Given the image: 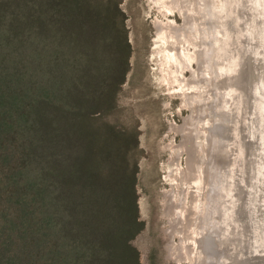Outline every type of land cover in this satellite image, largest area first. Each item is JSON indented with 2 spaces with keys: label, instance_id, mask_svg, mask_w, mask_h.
Here are the masks:
<instances>
[{
  "label": "trees",
  "instance_id": "trees-1",
  "mask_svg": "<svg viewBox=\"0 0 264 264\" xmlns=\"http://www.w3.org/2000/svg\"><path fill=\"white\" fill-rule=\"evenodd\" d=\"M119 0H0V264H137ZM137 152V153H136Z\"/></svg>",
  "mask_w": 264,
  "mask_h": 264
},
{
  "label": "rangeland",
  "instance_id": "rangeland-1",
  "mask_svg": "<svg viewBox=\"0 0 264 264\" xmlns=\"http://www.w3.org/2000/svg\"><path fill=\"white\" fill-rule=\"evenodd\" d=\"M233 1L119 0L118 7L123 16L122 24L126 31L130 55L124 80L115 91L114 108L102 119L115 128H132L137 137L135 150L139 151V154L135 195L137 221L142 224V229L130 241V246L138 255L137 264H209L208 256L199 246V239L207 235V229L215 226V221L223 218L224 222L228 223L222 225L224 230L218 229L219 235L223 234L220 237L231 233L232 238L243 240L242 246L246 248H242L243 252L241 255L238 253L236 259L251 255L256 258L253 264H264V172L261 174L262 183H257L254 178L258 162L256 159L251 169L252 178L245 181L243 190V199L251 212L247 214L248 207L243 206L244 203H234L241 189L240 186L237 188L238 183L235 181H238V177L241 179L242 175L239 165L236 166L235 163L240 159L237 135L244 136L246 148L249 147L252 124L248 122L251 120L248 111H244L247 116L244 117L245 121L235 113L239 99L238 96L232 97L231 83H228L227 95L228 107L232 113V127H227L226 134V140L230 141L231 145L226 144V149H223L226 145L215 146V142L211 141L210 130L207 131L211 120L208 116L211 111L209 108L215 107L217 103V100L214 101L211 97L218 89L214 84H217L220 78H225L227 73H223L219 78L209 79V72H206V60L201 55L206 47L202 49L200 45L206 43L202 35L209 36L206 33L207 24L212 22L213 17L204 19L205 13L202 9L210 7L218 11L222 14L221 21L228 26L237 21L233 16L240 17L241 24L235 25L229 32L232 33V47L227 44L228 53L232 50L235 56V59H232V56L230 58L232 68H238L236 64L238 54L242 51L241 43L249 38V32L252 30L247 10L253 0H235L240 1L237 3L239 10ZM254 28L255 25L253 30ZM228 29L224 30L228 32ZM222 32L213 30L212 34L217 33L216 37L219 39ZM263 33L264 31L262 42L259 34L257 35L256 52L260 50L259 44L263 43L264 47ZM157 34L159 41L156 43L159 44L154 45ZM227 55L225 60L223 59L224 67ZM246 98H249V102V91ZM247 105L249 106V103ZM262 106L260 104L259 107ZM237 108H240L239 105ZM243 128L245 133L241 135L239 131ZM262 159L264 160L263 157ZM223 165L227 167L225 172L222 170V179H225L219 186L223 198L219 187L216 196L221 195L217 198L225 200L227 211L224 209L223 213H219L221 208L218 202L221 200H214L210 186L212 180L220 176L218 174H221L220 167ZM225 180L228 182L225 183ZM222 185L224 188H221ZM258 185L263 189V194L256 196L259 193L256 189ZM228 194L232 195V209L229 199L226 203ZM257 207L262 209L263 222L254 213ZM245 212L249 215L252 226L246 228L240 222H232L237 213H243L245 216ZM227 254L229 256L228 250L225 251V256ZM218 260L222 261L221 257ZM231 262L226 260L225 264Z\"/></svg>",
  "mask_w": 264,
  "mask_h": 264
},
{
  "label": "water",
  "instance_id": "water-1",
  "mask_svg": "<svg viewBox=\"0 0 264 264\" xmlns=\"http://www.w3.org/2000/svg\"><path fill=\"white\" fill-rule=\"evenodd\" d=\"M234 4L239 3L240 1H233ZM261 3V4H260ZM236 9L239 10V6L238 4L236 5ZM243 8V7H242ZM241 9V8H240ZM230 10V9H229ZM231 11V10H230ZM251 11L255 12V16H254V21H250V25H255L254 30H250L249 32V38H246L243 43H241V47H242V51L239 52L237 60H238V64H236L238 66V68H232V61H230V58L232 56V59H235V56H233V52L232 50L230 51L231 53L229 55H227V59H226V66H222L221 69L223 70V73H227L225 78H220L217 82V86L219 89H223V90H227L229 91V85L228 83H231V92H232V97H237L238 96V101L239 104L237 103V105L235 106L236 112L238 115H240L241 119H244V117H247L244 111H248L250 114V121H248L249 123L252 124V128H250V133H251V137L250 139H248L249 142V147L246 148V142L244 140V136L240 137V135H237V141H238V151H239V156L240 159L238 160V162L236 163V166L239 165L240 167V172L242 173V175H240L241 179L238 177V181H235L238 183V186H240L241 189H239L238 191V195H236L234 203L237 202L240 205H243L242 203H244L243 206H247V203H245V200L243 199L245 194L243 191L244 190V184L245 181H249V179H251V175H252V167L254 166V162L255 159L258 161L257 162V168L254 170V178L257 180V183L261 184V174H263L264 172V160L262 159V157L264 158V47H263V43L259 44V51H257L256 48V41H258L257 39V35L259 34L260 36V42H262L263 39V35L262 32L264 31V0H253L251 2V6L249 7V9L247 10V14ZM258 12V13H257ZM232 15V12H230ZM259 14V15H258ZM257 15V16H256ZM234 19L237 18V21H233L231 26H228L227 24H225L224 26H222V29L225 28H229L228 32L226 30H224L221 35V39L219 37V40H221V42H223L226 46V48H228L227 44L229 46L232 47V33H229L232 29V27H234L235 25L241 24L240 23V17H236L233 16ZM258 17V19H257ZM250 18V15H249ZM232 19V16H231ZM229 33V34H228ZM264 34V33H263ZM258 36V37H259ZM157 40L154 39L153 43L154 45L156 44ZM259 42V43H260ZM155 48V46H154ZM153 48V49H154ZM229 49V48H228ZM232 49V48H231ZM237 51V50H236ZM227 53V52H226ZM225 60V59H224ZM228 61H230V65L228 64ZM228 65V67H227ZM231 80V81H230ZM247 91H249V96H250V100L248 102L249 98L247 97ZM233 97V98H234ZM233 101V99H232ZM249 103V106L247 105ZM260 104H262V108H260ZM234 105V104H233ZM239 105L240 108H237V106ZM248 106V107H247ZM235 111V110H233ZM243 117H242V116ZM245 121V119H244ZM247 121V120H246ZM254 121V123H252ZM245 123V122H244ZM250 124V125H251ZM262 132V134H261ZM239 133L241 135H244L245 133V128H243V130L241 129L239 131ZM231 139V137H230ZM230 141H228L226 144H229ZM262 153V154H260ZM264 175V174H263ZM240 179V180H239ZM255 180V181H256ZM226 181V180H225ZM258 185L257 186V190L259 191V193H257L256 196H258V194H263V189ZM254 193V192H253ZM249 196V195H248ZM261 198V197H259ZM229 200H231L232 202V195H229V198H227L226 202ZM251 211L249 210L248 207V212L247 214H249ZM253 212V210H252ZM255 214H257L259 217L258 219L262 221L261 218V214H262V209L261 207H257L256 211H254ZM245 212V216L242 215H237L235 216V219L232 218V222L233 221H237L238 223H242V226H245L246 228H248L249 226H252L251 223L249 221V215H247ZM263 215V214H262ZM263 222V221H262ZM261 222V225H262ZM241 226V227H242ZM231 235V233H230ZM235 235V234H234ZM243 237V236H241ZM231 241L232 243L242 246L243 245V240H238V237L236 239L232 238L231 235ZM234 239V240H233ZM245 248V246H242V248ZM246 249V248H245ZM245 254V252H244ZM243 254V256H244ZM226 260H230L232 261V258L230 256H225L222 260V263L220 264H225ZM243 261V262H242ZM256 261V258L253 256H249L247 255L246 258L241 257L240 259H236L234 263L231 262V264H253V262Z\"/></svg>",
  "mask_w": 264,
  "mask_h": 264
},
{
  "label": "bare ground",
  "instance_id": "bare-ground-1",
  "mask_svg": "<svg viewBox=\"0 0 264 264\" xmlns=\"http://www.w3.org/2000/svg\"><path fill=\"white\" fill-rule=\"evenodd\" d=\"M202 3L208 4V3H205V2H202ZM202 12L205 13L204 19L208 20L209 17H213V19H212V22L210 24L209 23L207 24V31H206V33L209 36H206V35L204 36V34L202 35V39L206 43H203L200 46H202V49L205 46L206 49H203L202 50L201 55H202V58L206 60V62H204L203 60H201V61L204 62V63H206V65L204 64V66L206 67V72L207 71L209 72L208 73L210 75V78L209 79H211L212 77L213 78H219V77L223 76V70L221 69V67L223 66V63H224V61H223L224 57H226V54H228V50H227L225 44L223 42H221V40H219L216 37L217 36V33L212 34V31L213 30H220V31L222 30V31H224V29H222V26H224V22L221 21L222 14L218 13V11L212 10V8H210V7L207 8L206 10L203 8L202 9ZM248 14L251 16L250 17L251 21H253L254 16H255V12L254 11H251ZM248 19H249V16H248ZM252 29H253V25H252ZM221 37H220V39H221ZM158 41H159V35L157 34V42ZM156 44H159V43H156ZM226 51H227V53H226ZM214 81H216V79ZM214 85H216V83ZM214 88H215V86H214ZM211 97H213L214 101L217 100V103H216L215 107L212 105L213 108H209L211 111L209 112L208 116H209V118L211 120H209V123L207 125V127H208L207 128V131L210 130V132H211V138H212L211 141L213 143L215 142L214 145L215 146H219V147H221V146L223 147L227 143V140H226L227 139L226 138V134L228 132L227 131V127H230L231 126L230 116H231L232 113H231L230 108L228 107L229 106L228 105V102H229V99L228 98L229 97L227 95V90H223V89H219V88L217 89V91H215L211 95ZM208 107H210V106H208ZM205 113L207 114V112H205ZM229 123H230V125H229ZM229 145H231V144H229ZM226 148H227V145H226L225 148L223 147V149H226ZM225 167L226 166H224V165L221 166L220 167L221 168L220 170L221 171L223 170L225 172V170H226ZM223 171L221 172V174H218V175H220L218 178L216 177L214 180H212V184L210 186V190L214 194V200H215V198L220 197L222 195L219 186L223 183V180L225 179V178L222 179L223 178L222 177ZM168 173L170 174L171 171L170 172L168 171ZM227 182L228 181H226L225 183H227ZM228 184H230V183H228ZM222 186H221V188H224V186L223 187ZM217 187H219L218 189H219V192L221 193V195L218 194L219 196H216L217 195V192L216 191H218ZM225 194H226V192H224V195ZM225 196H227V194ZM222 198H223V195H222ZM222 198L221 199L217 198V199L221 200L220 202H218L219 205H220V208H221L220 209L221 211H219V213L220 212L223 213L224 212V209H225V205L227 206V204H225V200H223ZM225 198L226 197H224V199ZM227 198H229V197H227ZM217 199L215 201H217ZM215 201H213V203ZM228 202L230 204L231 201L229 200ZM228 202H226V203H228ZM218 203H217V205H218ZM232 203H233V201H232ZM216 208H217V206H216ZM217 209H219V208H217ZM230 209H232V205L231 204H230ZM239 209H240V205H239ZM225 210L227 211V209H225ZM228 215H229V212H228ZM237 215H238V213H237ZM226 216H227V214H226ZM225 220H226V218H225ZM218 221L217 222L215 221V223L217 224V226L215 224L216 228L212 224L214 227L213 226L211 228L209 227L207 229V231H206V232H208L207 235H205L204 238L202 237L203 239H201V238L199 239V244L201 243L199 246L202 249V251L208 256V258L210 260L209 261V264H218V262H221L222 263V261H219V260L217 261V259L219 257H221V260H223L222 258L225 256V251L226 250H228L229 256L232 258V263H233V261L237 258L238 253H240V255H241V253L243 252V249H242V247H240V246H238L236 244H235V246H233V243H232V241L230 239L231 238V235L229 234L230 232L228 233L229 235H227L226 237H220V235L222 233L219 235V232L220 231L218 229L219 228H222L224 230V226L222 227V225L223 224L226 225L228 222L227 221L224 222V218H223V219H220V221H219L220 222V225H219ZM231 227H232V224H231ZM226 228H227V226H226ZM226 228H225V230H227ZM222 229H220V230H222ZM231 231H233V230L231 229ZM215 232H217L218 234H215ZM225 233H227V231H225ZM227 256H228V254H227Z\"/></svg>",
  "mask_w": 264,
  "mask_h": 264
}]
</instances>
